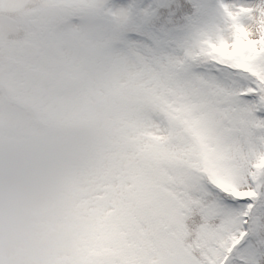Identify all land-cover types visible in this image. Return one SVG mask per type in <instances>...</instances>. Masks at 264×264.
Segmentation results:
<instances>
[{"label": "snow or ice", "instance_id": "6c2138e0", "mask_svg": "<svg viewBox=\"0 0 264 264\" xmlns=\"http://www.w3.org/2000/svg\"><path fill=\"white\" fill-rule=\"evenodd\" d=\"M0 264H264V0L0 20Z\"/></svg>", "mask_w": 264, "mask_h": 264}, {"label": "clouds", "instance_id": "9594fccd", "mask_svg": "<svg viewBox=\"0 0 264 264\" xmlns=\"http://www.w3.org/2000/svg\"><path fill=\"white\" fill-rule=\"evenodd\" d=\"M43 0H0V20L7 22H27L39 14ZM108 16L107 8H101L97 22L103 23Z\"/></svg>", "mask_w": 264, "mask_h": 264}, {"label": "rangeland", "instance_id": "374dc122", "mask_svg": "<svg viewBox=\"0 0 264 264\" xmlns=\"http://www.w3.org/2000/svg\"><path fill=\"white\" fill-rule=\"evenodd\" d=\"M131 2V0H107L110 5H124Z\"/></svg>", "mask_w": 264, "mask_h": 264}]
</instances>
